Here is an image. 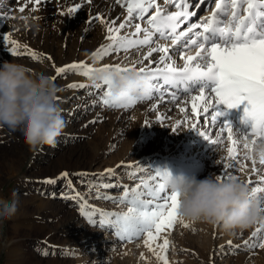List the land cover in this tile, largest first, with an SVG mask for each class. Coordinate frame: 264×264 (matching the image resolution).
<instances>
[{"label":"rangeland","instance_id":"1","mask_svg":"<svg viewBox=\"0 0 264 264\" xmlns=\"http://www.w3.org/2000/svg\"><path fill=\"white\" fill-rule=\"evenodd\" d=\"M1 1L0 65L5 60L15 59L35 72L53 76L54 65L63 66L78 61H86L96 68L115 63L127 65L147 51L145 46L139 52H121L100 60L92 57V53L100 45L109 41L106 39L105 26L99 21L91 22V18L103 14L109 19H123L127 14L126 7L116 4L115 0H93L91 5L83 4V0H48L37 11H32L33 5L28 4L23 13L18 9L24 5V0ZM76 3H82L83 6L74 14L68 13L67 10ZM207 7L212 10L213 4L206 3L198 8H190V11H196V15L190 20L207 16ZM153 11L154 9H149L145 17ZM22 16L28 17L27 22L20 18ZM145 21L146 19L134 20L133 23L139 22L144 26ZM125 31L122 30V33ZM4 35L52 59L37 61L28 56L12 55L8 50L11 45L4 41ZM156 39L154 37V40ZM125 55L128 59L124 58ZM155 59H158V54H153L152 60ZM174 59L182 66L183 61L177 56ZM73 82L85 83L88 87H66ZM55 83L61 89L58 93L61 98L58 103L63 109L67 127L57 146H45L41 157H35L37 160L33 156L24 158L22 155L14 160L16 175L12 176L10 172L2 197L9 201L15 199L18 202V210L10 219L0 220V247L4 244L0 248V264H18V258L21 256L26 258L23 264H34L38 261L48 264L50 260L75 264L78 246L81 247L80 254L87 262L93 261V264H163L157 255L144 245L143 237L130 242L122 241L113 227L92 223L84 212L92 209L126 211L127 204H121L118 200L97 198V190L101 194L118 198L123 195L122 185L134 186L139 182L132 173L148 177L154 174L155 167H159L168 169L173 174L183 173L201 179L210 175H221L223 165L217 162L226 156L224 145L209 143L198 131L190 129L187 125L174 130L175 122L184 118V113L179 109L184 106V101L189 99L182 91L177 93L180 96L179 103L166 97L163 103L159 104L157 112L151 110L155 100L140 102L131 109L94 104V101L99 100L98 91L103 89L97 90L91 82V77L79 71L58 78ZM209 83L214 86L215 82ZM78 101L85 105L81 116L71 118L74 106L72 104ZM220 107L226 109L224 105ZM211 111L212 109H209L210 113ZM226 111L227 115L221 117L220 122L232 121L238 134L250 127L242 119L244 104ZM160 116L165 118L158 120ZM209 119L210 117L205 115L203 128L214 134L219 129L216 126L209 127ZM94 120L96 122L92 123ZM146 120L148 125L145 124ZM0 135L19 141L23 134L21 131L12 132L5 127L0 128ZM5 152V148L0 147V154L6 155ZM45 158L48 160H44ZM121 162L124 166L118 167ZM130 165L133 167H129ZM106 169H114V174H107ZM64 171L70 173L68 178L60 177V173ZM77 173L88 175L81 176ZM232 174L245 181L248 179L247 172L239 173L234 169ZM43 176L54 178L56 182L45 183ZM257 178L255 175L252 177L253 180ZM103 185L110 187L104 188ZM75 191L87 199V208L78 199L65 198ZM42 213H47L48 217H40ZM24 214L29 216H23ZM93 219L99 221L101 217L97 214ZM72 220L81 225L68 231ZM186 220L191 223L190 227L177 226L169 234L172 241L167 252L169 264H264V250L241 248L236 251L226 244L229 239L233 240L234 244H240L243 239L250 237V233L258 224L228 234L219 226ZM35 222L49 224L50 236L46 238L42 232L34 229L35 227L28 226ZM83 233H86V236L82 237ZM222 245L224 247L221 248ZM45 252L48 255H44Z\"/></svg>","mask_w":264,"mask_h":264},{"label":"snow or ice","instance_id":"2","mask_svg":"<svg viewBox=\"0 0 264 264\" xmlns=\"http://www.w3.org/2000/svg\"><path fill=\"white\" fill-rule=\"evenodd\" d=\"M47 2L48 0H24V5L18 10L23 13L28 4H32L31 10L37 11ZM115 2L127 9L123 19H109L103 14L91 18V22L99 21L105 26L106 39L109 41L100 45L92 53V57L100 60L121 52H139L147 46L145 54L127 65L115 63L96 68L86 61L63 66L54 65L55 75L52 79L55 81L77 71L89 77L95 72L136 71L140 75V81L136 85L135 94L130 89L119 96H113L114 81L111 75L106 76L102 83L95 84L97 90H103L98 91L99 100L94 101V104L123 109H131L140 102L155 100L151 110L158 112L159 104L163 103L166 97L179 103L180 96L177 93L182 91L189 99L185 100L184 106L179 109L184 113V118L175 122L174 130L187 125L190 129L198 131L209 143L224 145L226 156L217 162L223 165L222 174L217 176L218 179L221 182L239 179L237 175L232 174L234 169L239 173L247 172L246 182L251 189V198L264 202V0H197L196 3L192 0ZM92 3L93 0H83V4ZM206 3L214 5L208 15L200 17L196 23L190 22L196 11L189 9ZM83 4L76 3L67 10L68 13H76ZM167 4H171L177 11L168 12ZM149 9L154 11L145 17ZM20 18L26 22L28 20V17ZM145 19L147 26H142L139 22L133 23L134 20ZM185 23L187 27L180 30L181 25ZM122 30L126 31L122 33ZM156 36L159 39L154 40ZM161 39L169 43H160ZM4 41L11 45L8 50L12 55L28 56L37 61L52 59L28 45H21L8 35H4ZM153 54H158V59L152 60ZM174 56L183 61L182 66ZM124 58L128 59V56L125 55ZM209 82H215L214 86ZM66 87L83 89L88 85L73 82ZM193 92L196 94L190 95ZM57 99L59 101L61 98ZM241 104H244L243 122L250 127L238 134L232 121L220 122V118L227 115L226 109L236 108ZM221 105L226 106V109H221ZM209 109H212L211 113ZM205 115L210 117L209 127L216 126L218 132L210 134L207 128H203ZM164 118L160 116L158 120ZM145 124L148 125L149 122L146 120ZM121 166H124L123 162L118 165ZM105 172L114 174V169H106ZM132 175L139 182L134 186L122 185L123 195L118 198L101 194L97 190V198L118 200L121 204H127L126 211L92 209L84 214L92 223L113 227L122 241L130 242L143 237L144 245L154 252L163 264H169L167 252L172 244L169 234L177 226H191V223L179 214L180 194L169 188L171 172L155 167L154 174L148 177L138 176L136 173ZM254 175L258 177L255 180L252 179ZM69 176L67 171L60 173L61 178ZM44 182L51 184L55 183L56 179L46 178ZM103 187L108 188L110 185ZM65 198L78 199L85 208L88 206L87 199L78 191ZM97 214L101 217L99 221L93 219ZM257 224L248 239H243L240 244H234L233 240L229 239L227 246L236 251L241 248L264 250V222ZM44 255L48 253L45 252ZM141 256L143 258V254Z\"/></svg>","mask_w":264,"mask_h":264},{"label":"clouds","instance_id":"3","mask_svg":"<svg viewBox=\"0 0 264 264\" xmlns=\"http://www.w3.org/2000/svg\"><path fill=\"white\" fill-rule=\"evenodd\" d=\"M109 75L114 81L113 96L130 89L136 93L140 81L136 71L95 72L91 82L102 83ZM60 91L52 76L35 72L15 59L5 60L0 65V128L21 131L33 152L45 146L55 148L67 127L57 99ZM169 188L180 194L178 211L184 219L219 226L228 234L264 222V202L251 198L250 186L243 179L221 182L214 175L201 179L171 173ZM17 210L15 199L0 197V220L10 219Z\"/></svg>","mask_w":264,"mask_h":264},{"label":"bare ground","instance_id":"4","mask_svg":"<svg viewBox=\"0 0 264 264\" xmlns=\"http://www.w3.org/2000/svg\"><path fill=\"white\" fill-rule=\"evenodd\" d=\"M158 2H161V0H158ZM192 2L194 3L193 0H192ZM0 4H2V1L1 0H0ZM201 6H204V5H201ZM166 7H167V11L168 12L177 11V9L175 7H173L171 4H167ZM213 7H214V5H213ZM190 10L191 9H189V11ZM210 11H211V9H209L207 7V9H206V12L207 13L206 14L208 15V13ZM198 21L199 20H193V19L190 20V22H192V23H196ZM144 26H147L146 25V21L144 22ZM186 27H187V23H185L184 25H181V29L180 30H183ZM156 38L159 39L158 36H156ZM160 43H169V41H165V40H162L161 39L160 40ZM174 58H175V56H174ZM72 105H74V106H72L73 110L71 112V116H73V117H71V118L80 117L81 116V112L83 111V107L85 105L81 101L75 102ZM0 147L5 148V150H6V152H5L6 155L0 154V197H2V193H3L4 188H5L4 186H5V183H6L7 178L10 176L9 175L10 172H12V174H11L12 176L16 175V168H13L15 158L19 157L20 155H22L24 158H28L29 156L30 157L33 156L34 158L35 157L36 158L37 157L39 158V157H41V153H42V151H43L44 148L41 151H39V152H33V151H31L30 148H29V146L25 143L23 135H21V139L19 141L18 140L15 141V140L11 139L8 136H1L0 135ZM44 160H48V159L45 158ZM2 173H3V175H2ZM47 177H49V176H43V179H46ZM41 179H42V177H41ZM28 214H30V213H28ZM23 216H29V215L24 214ZM39 216L42 217V218L45 217V216L48 217L47 213H46V215H44L42 213ZM34 219L36 220V218H34ZM75 223L76 222H74L72 220V222L70 223L71 226H69L67 230L68 231L69 230H73L75 228H78L79 225H81L79 222H77L76 224ZM28 226L30 228L31 227H33V228L35 227L34 229H36L37 231L42 232L46 238L50 236L49 231L51 229L49 228V224H47V223H37V222H35L32 225L29 224ZM84 236H86V233H83L82 237H84ZM93 245H95V244H93ZM3 246H4V244L1 245L0 248H2ZM80 249H81V247L78 246V250L79 251H78V255L76 256L75 264H93V261L92 262H87L86 258L83 257L82 254H80L81 253ZM93 258L94 257H92V259ZM18 259H19L18 264H23L26 261L25 256H21ZM29 259H30V257H28V261H29ZM98 263H99V261H98ZM34 264H41V262L39 263V261H38V262H36ZM48 264H65V263L63 261H61V260H50L48 262Z\"/></svg>","mask_w":264,"mask_h":264}]
</instances>
